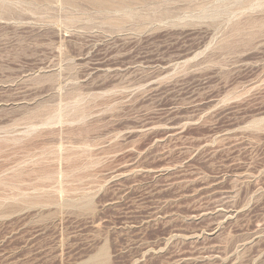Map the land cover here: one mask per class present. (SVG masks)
<instances>
[{"label": "rangeland", "instance_id": "obj_1", "mask_svg": "<svg viewBox=\"0 0 264 264\" xmlns=\"http://www.w3.org/2000/svg\"><path fill=\"white\" fill-rule=\"evenodd\" d=\"M0 264H264V0H0Z\"/></svg>", "mask_w": 264, "mask_h": 264}, {"label": "bare ground", "instance_id": "obj_2", "mask_svg": "<svg viewBox=\"0 0 264 264\" xmlns=\"http://www.w3.org/2000/svg\"><path fill=\"white\" fill-rule=\"evenodd\" d=\"M89 3L92 4H100V5H105V4H122L123 0H88Z\"/></svg>", "mask_w": 264, "mask_h": 264}]
</instances>
